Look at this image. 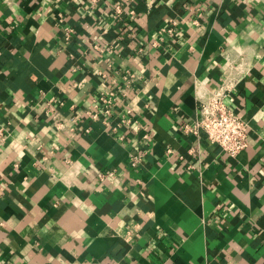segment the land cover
Listing matches in <instances>:
<instances>
[{"label":"crops","instance_id":"1","mask_svg":"<svg viewBox=\"0 0 264 264\" xmlns=\"http://www.w3.org/2000/svg\"><path fill=\"white\" fill-rule=\"evenodd\" d=\"M132 9L0 0V264H264V0ZM221 91L249 124L235 157L182 131Z\"/></svg>","mask_w":264,"mask_h":264},{"label":"built area","instance_id":"2","mask_svg":"<svg viewBox=\"0 0 264 264\" xmlns=\"http://www.w3.org/2000/svg\"><path fill=\"white\" fill-rule=\"evenodd\" d=\"M94 3L99 2L100 0H90ZM132 1L126 0L128 5L131 7V14H134L135 11L132 9ZM124 6L118 4L115 7V12L117 16H122L124 13ZM198 18L202 16V11L196 9ZM194 23L199 24V19H196ZM178 22L172 20L168 25L159 29L160 42L165 40V36H175L177 32ZM69 35L72 30H67ZM159 45V41L154 43ZM129 77H134V75L129 74ZM227 90V89H226ZM226 93L221 91L214 93L213 96L206 100H201V105L199 108V116L193 122H186L182 125V131L188 135H194L199 137L202 132L206 133L208 140L211 143L219 144L223 151L231 155L232 157L237 156L240 152L245 150L248 147V133H249V124L248 122L240 115L235 113L225 100ZM116 93L115 91L108 90L102 97H99L100 101L104 105L103 110L104 114L107 117L113 115V107L115 103ZM62 105V102H59ZM53 105V104H52ZM50 105V113L54 123L61 127L63 124L61 122V114L56 110L55 106ZM93 119L98 118V114H93L91 111L88 112ZM105 123H108L105 120ZM116 130V128L114 129ZM123 139V136L120 137ZM144 138L149 139V135H145ZM169 153H172V150H168ZM182 158V157H181ZM132 166L137 167L141 161L139 155H132L130 157ZM118 177L117 170H108L99 172V178L102 181H111L114 182Z\"/></svg>","mask_w":264,"mask_h":264}]
</instances>
